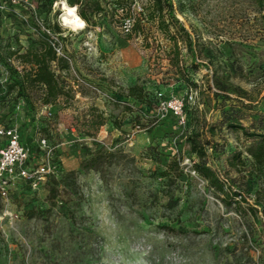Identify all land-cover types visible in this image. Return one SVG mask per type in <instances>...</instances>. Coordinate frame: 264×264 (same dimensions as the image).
<instances>
[{
    "label": "rangeland",
    "instance_id": "obj_1",
    "mask_svg": "<svg viewBox=\"0 0 264 264\" xmlns=\"http://www.w3.org/2000/svg\"><path fill=\"white\" fill-rule=\"evenodd\" d=\"M42 1L35 18L0 0V83L7 78L4 57L19 45L37 46L43 31L69 62L59 74L73 86L74 97L34 107L18 99L11 112L0 105V115L5 114L0 124L24 137L29 166L42 162L40 140L46 138L57 183L54 198L49 176L35 185L15 180L7 198L0 196V264H264V174L259 176L246 158L241 132L225 128L211 136L206 129L236 103H217L213 95L212 73H226L230 59L240 74L230 81L251 100L252 113L240 112L243 125L250 124L253 112L264 111V19L257 1L171 0L178 21L193 40L205 44L198 69L190 71L195 86L176 80L163 51L168 43L155 25L144 22L145 36H136L119 9L114 17H94L95 25L73 29L62 19L69 5L65 0ZM146 1L125 0L124 7L130 4L138 13ZM180 47L186 53L181 42ZM11 63L21 69L15 59ZM134 83L147 92L142 101L125 97ZM189 86L197 96L190 104L192 128L220 144L213 154L207 148L208 164L222 177L226 154L236 148L243 152L248 170L231 173L233 188H247L240 205L227 197L223 201V193L194 170V157L173 118L147 129L155 96L183 97ZM145 104L150 107L142 115ZM91 105L106 119L95 137L77 127ZM139 113L142 129L134 130ZM127 133H133L131 140ZM91 157L96 168L86 163ZM173 159L180 160L177 166ZM166 168L170 171L162 175Z\"/></svg>",
    "mask_w": 264,
    "mask_h": 264
},
{
    "label": "trees",
    "instance_id": "obj_2",
    "mask_svg": "<svg viewBox=\"0 0 264 264\" xmlns=\"http://www.w3.org/2000/svg\"><path fill=\"white\" fill-rule=\"evenodd\" d=\"M65 1L69 5L76 7L78 15L87 25H95L94 17L108 14L114 17L117 15L116 13L119 9L125 12V16H122L123 20L127 19L129 21V31L136 36H145L143 32L145 30L144 22L155 25L156 29L163 35L165 41L168 43V48H166L167 46L164 44L163 51L169 54L168 63L175 69V74L177 75L176 80H181L193 86L196 85L190 71L198 69L199 63L196 61L200 59V53L205 44L202 43L199 45L193 40L188 31L178 21L174 14L171 0H147L145 5L141 6V10L138 13L133 12L131 7H129L130 4L128 7H124L126 4L125 0H112L110 4H108L106 0ZM256 1L259 6V12L264 19V0ZM42 4V0H36L35 5L37 12L39 11V6ZM20 9L22 10L24 8L20 7ZM132 13H134L133 16ZM55 29L59 31L60 28L55 26ZM37 40V46H25L22 49L19 45L16 49L10 50L7 57H4L7 78L5 82L0 83V105L7 107L9 112L14 109L18 99H22L27 105L34 107L36 103L40 105H52L60 100L68 101L74 97L73 86L59 74V71L69 69V62L64 56L57 53L55 46L58 45V43L51 40L49 35L43 31L38 33ZM52 42H54V45ZM180 42L184 45L186 53L181 52ZM187 55H189V62L186 59ZM204 55L207 61L213 63V58L209 53L205 52ZM12 59H15L21 65V69H18L11 63ZM230 60L231 64H229L226 73L221 75H218L216 71L212 73V81L216 89L213 91V95L217 103L221 100L224 102L234 100L236 103L229 104V107H231L229 112H224L219 121L208 124L206 129L211 136H214L225 128L234 132H241L246 139L243 150L246 158L252 161V166L257 169L260 176L264 174V111L253 112V114L250 115V124L248 126L243 125L240 112L241 109H250L252 113L250 108L251 100L246 90L240 86L234 85L230 81L232 77L240 75L238 74L239 72L236 66L238 63L235 62L234 59ZM189 89H191V86H189ZM146 94L147 92L142 85L134 83L127 88L125 97H132L142 101L146 97ZM183 97L185 98V96ZM246 100L249 102H245ZM156 102L157 96H155L153 101L152 114H148V116L153 118L150 126L147 127L148 131L162 123L168 117L173 118L177 125V118L171 112H169L165 118L155 120L154 113ZM144 107L146 110H141L142 115L145 114L143 111H148L147 109H149L150 104ZM185 111L186 124L184 128L177 125L179 129L177 133L180 139L183 138L188 143L190 155L192 158L194 157V170L201 175L211 187L223 193V201L228 200L229 203L232 201L237 205H240L241 202H246L244 192H247V188L241 189L238 186L233 188L236 184L235 179L231 176V173L245 175L248 170L245 158L242 157L243 152L236 148L226 154V169L222 170L223 178L220 177L217 170L212 168L207 161V148H209L211 150L210 153L213 154L219 151L220 144L209 139H202V132L197 128H192L190 121L192 106H190L189 103H186ZM140 113L138 114V121L135 122V124L141 123ZM3 117H5V114L0 115V119ZM105 121L106 119L103 113L96 106L91 105L82 113L81 121L77 127L82 135L95 137L99 128L105 124ZM40 131H45L46 137H49L46 128H41ZM20 137L22 143L28 150L24 137H22L21 134ZM2 143L3 138L0 136V146ZM94 159L95 157H91L86 163L96 168V164H90ZM179 161V159H173L172 163L177 166ZM27 163L29 164V153ZM168 171H170V169L166 168V170L162 172V175H167ZM249 171H253V169ZM47 176H49L50 183L52 180L54 181V184L51 183L49 186L50 198H54V194L57 190V183L53 173ZM20 179L25 182H30L24 178ZM238 196L239 198L237 199L236 197ZM248 207L253 213H256V208L249 205ZM33 215L34 210H29L27 216L32 217Z\"/></svg>",
    "mask_w": 264,
    "mask_h": 264
},
{
    "label": "built area",
    "instance_id": "obj_3",
    "mask_svg": "<svg viewBox=\"0 0 264 264\" xmlns=\"http://www.w3.org/2000/svg\"><path fill=\"white\" fill-rule=\"evenodd\" d=\"M19 9L23 7L33 16H37L36 5L31 0H10ZM129 22V21H128ZM48 32V29H46ZM54 41V40H53ZM55 42V41H54ZM54 42L52 44L54 45ZM57 53L60 55V48L55 46ZM196 91L190 89L186 92L185 98L178 95L163 97L158 93L155 106V120L165 118L171 112L176 118L178 125L184 128L186 124V103H194L196 100ZM141 125L135 124L134 130H140ZM0 136L5 140L0 146V196L7 198L9 189L15 180L24 178L30 183L36 184L37 180L44 179L45 176L55 171V166L50 160L51 148L46 143L45 138H41L42 147L45 149V156L41 163L35 167L29 166L28 150L21 141L20 132L14 127H7L0 124ZM133 133H127V138L131 140Z\"/></svg>",
    "mask_w": 264,
    "mask_h": 264
},
{
    "label": "bare ground",
    "instance_id": "obj_4",
    "mask_svg": "<svg viewBox=\"0 0 264 264\" xmlns=\"http://www.w3.org/2000/svg\"><path fill=\"white\" fill-rule=\"evenodd\" d=\"M65 9L64 18H62L65 24L73 29L84 28L85 21L78 15L76 7L65 3Z\"/></svg>",
    "mask_w": 264,
    "mask_h": 264
}]
</instances>
